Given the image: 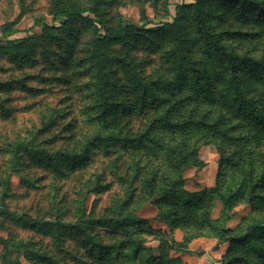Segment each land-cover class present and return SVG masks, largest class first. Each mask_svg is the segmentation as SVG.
Segmentation results:
<instances>
[{
	"label": "trees",
	"instance_id": "16d2710c",
	"mask_svg": "<svg viewBox=\"0 0 264 264\" xmlns=\"http://www.w3.org/2000/svg\"><path fill=\"white\" fill-rule=\"evenodd\" d=\"M108 1L92 0L69 8L57 6L50 21L34 19L33 25L40 27L38 32L6 42L16 50L23 46L25 54L30 45L48 42L73 24H85L90 29L87 54L90 68L96 73L90 75L94 95L84 110V114L87 110L93 114L85 121L89 134H83L76 146L47 148L42 141L34 142L37 131L49 132L42 139L46 142L65 127L45 119L40 129L26 138L17 137L13 153L17 156L21 149L25 157L51 173L53 168L62 172L65 166L90 164L91 147L105 154L116 149L118 175L123 183H132L122 191L125 197L116 206V219L106 215L87 217L81 204L76 207L73 223L58 218L39 221L18 215L1 200L0 229L11 221L41 231L56 242L64 241L63 232L68 230V236L81 238V243L89 246L90 256L97 254L98 261L105 264H122L125 259L136 258H142L144 264H183L177 257L166 256L169 248L188 250L193 238L213 236L216 245L228 243L229 247L221 259L210 264H264V47L257 53L241 49L227 41L224 31H215L211 25L217 7L234 5L264 28V0L182 1L175 4L171 15V0H164L160 17L168 19L154 22L142 17L137 23L120 18L115 27L104 19ZM185 20L191 22L193 33L184 31ZM12 25L13 22L6 23L3 30L15 33L17 29ZM136 41H147L153 47L165 43L162 57L166 75L146 78L124 54H110L112 43L131 45ZM108 63H116L122 70L125 89L118 83L114 88ZM112 92H116V102L110 99ZM83 125V121H76L74 132L78 136L84 131ZM203 144L213 145L218 153L213 185L188 191L182 173L190 164H203L198 157ZM137 196L154 197L161 211L159 219L170 226L180 224L183 229L180 241L170 240L173 246L164 237L159 239L157 256L143 244L141 234L152 229L149 219L134 212L141 202ZM216 200L222 209L213 218L210 213ZM238 204L250 205L251 210L244 225L232 228L227 220ZM97 223L109 227L104 235L114 237L113 241L103 240L92 231ZM0 242L6 252L15 251L10 264H21V256L30 259L35 255L31 241L0 236Z\"/></svg>",
	"mask_w": 264,
	"mask_h": 264
},
{
	"label": "rangeland",
	"instance_id": "374dc122",
	"mask_svg": "<svg viewBox=\"0 0 264 264\" xmlns=\"http://www.w3.org/2000/svg\"><path fill=\"white\" fill-rule=\"evenodd\" d=\"M163 1L109 0L104 5V19L113 27L120 18L137 23H140L142 17H148L154 22L168 19L169 17H160L164 10ZM182 1L193 0H171L170 15L174 14L175 4ZM91 2L92 0H0V201L18 215L24 214L39 221L58 218L64 223H73L76 219V207L83 204L87 217L99 218L106 215L114 221L116 206L125 197L122 191L132 184L130 181L123 183L118 175L116 149H109L113 153L105 154L103 150L98 153L97 148L91 147L90 164L84 162L76 166H65L62 172L53 168L51 173L46 167L25 157L21 149L17 156L13 153L17 137L26 138L31 132L40 129V122L45 119L61 122L65 127L46 142L42 139L47 138L49 132L37 131L38 138L34 142L42 141L41 144L47 148L76 146L83 134H89L90 128L85 121L93 114L89 110L84 114V110L90 105L94 95L90 75L96 71H92L89 65L87 47L91 31L87 25L73 24L48 42L30 45L25 54L23 46L17 50L9 48L6 40L38 32L40 27L33 25L34 19L43 17L50 21L57 6L78 7ZM211 17L214 30L224 31L229 43L256 53L264 47V28L259 23L251 22L248 14L236 6H219ZM8 22H13L12 29H17L15 33L3 30ZM183 28L187 34L193 33L191 22L185 20ZM164 46L165 43L153 47L147 41H136L131 45L114 42L109 47L112 49L110 54H124L127 59L134 61L138 71L146 78H154L158 74L167 73L162 57ZM22 58L25 61H21ZM107 70L114 81V88L118 83L125 89L127 83L116 63H108ZM110 99L116 102V92L110 93ZM114 117L116 118V113ZM133 120L136 121V117ZM76 121L84 122V131L79 136L74 132ZM198 157L203 164L199 167L198 164H190L182 173L184 188L188 191H200L213 185L218 159L216 149L211 144H203L199 147ZM16 168L21 170L16 172ZM120 173L124 171L121 170ZM97 183L101 186H96ZM139 199L141 202L134 208V212L149 219L148 224L152 229L141 234L143 244L151 247L152 255L157 256L159 239L164 237L173 246L170 240L173 238L180 241L183 229L180 224L170 226L159 219L161 211L154 203V197ZM221 209V203L214 201L210 215L217 217ZM250 210V205H236L227 225L232 228L244 225ZM87 222L89 223L88 220ZM108 228L97 223L93 225L92 231L98 233L103 240L113 241L114 237L104 235ZM63 233L66 234L64 241L56 242L53 237L41 231L11 221H7L5 228L0 229L2 237L32 242L35 255L30 259L21 256V264H105L98 261L97 254L90 256L89 246L83 245L81 238H71L68 230ZM228 247V243L216 245V238L213 236H198L189 242L188 250L174 246L168 249L166 256L177 257L183 264H210L215 259H221ZM15 256V251L6 252L0 242V264H10ZM122 264H144V260L125 259Z\"/></svg>",
	"mask_w": 264,
	"mask_h": 264
}]
</instances>
